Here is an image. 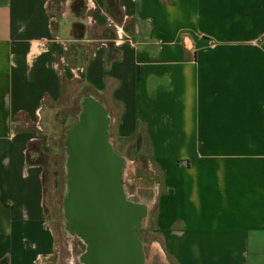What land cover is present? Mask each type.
<instances>
[{
	"label": "crops",
	"instance_id": "1",
	"mask_svg": "<svg viewBox=\"0 0 264 264\" xmlns=\"http://www.w3.org/2000/svg\"><path fill=\"white\" fill-rule=\"evenodd\" d=\"M52 1L0 0V264L53 255L27 149L70 86L102 105L114 151L145 145L174 264H264V0H119L112 40L97 37L112 26L103 0H83L79 20L65 0L55 30Z\"/></svg>",
	"mask_w": 264,
	"mask_h": 264
},
{
	"label": "water",
	"instance_id": "2",
	"mask_svg": "<svg viewBox=\"0 0 264 264\" xmlns=\"http://www.w3.org/2000/svg\"><path fill=\"white\" fill-rule=\"evenodd\" d=\"M80 106L64 141L66 226L86 244L84 264H146L136 231L147 211L121 184L126 161L111 146L105 110L93 99Z\"/></svg>",
	"mask_w": 264,
	"mask_h": 264
},
{
	"label": "rangeland",
	"instance_id": "3",
	"mask_svg": "<svg viewBox=\"0 0 264 264\" xmlns=\"http://www.w3.org/2000/svg\"><path fill=\"white\" fill-rule=\"evenodd\" d=\"M64 1L53 0L49 5L50 13L55 19L52 23L54 30L57 26L56 20L61 16ZM75 2H80L81 6L84 1H70L71 17L78 20L83 19L84 13L81 8L79 16L72 11V5ZM107 14L112 20V26L102 27L97 36L99 39L105 38L104 30L109 29L110 33L113 31L114 34L116 28L118 27L117 30H119L122 24V21L111 17L110 13ZM81 30L83 26L73 24L72 36L76 39L80 38ZM76 91L75 86L66 87L58 103L47 105L41 118L33 126V130L38 135L37 140L31 142L27 149L28 162L40 165L43 172L44 208L54 238V250L49 264H84L81 259L86 251V244L67 228L64 205L68 187V152L64 141L67 130L77 122L81 113L80 102L82 100L78 98ZM122 148L123 152L121 149H115V152L117 154L122 152L125 156L126 166L121 184L126 190L128 200L148 207L141 226L136 231L143 245L145 263L174 264L164 254L160 240L155 234L153 182L156 174H154L152 165L149 164L145 145H141L137 140H130L125 141Z\"/></svg>",
	"mask_w": 264,
	"mask_h": 264
},
{
	"label": "trees",
	"instance_id": "4",
	"mask_svg": "<svg viewBox=\"0 0 264 264\" xmlns=\"http://www.w3.org/2000/svg\"><path fill=\"white\" fill-rule=\"evenodd\" d=\"M103 1H104V10L106 11V14L110 13L112 15L111 17L122 21L123 18H122V14L120 11L119 0H103ZM79 4L80 2L79 3L75 2V4L72 5V11L76 16L81 15L80 8L81 10H83V3H81V6ZM104 34H105L104 35L105 39L112 40L114 38L113 31H111L110 33L109 29L104 30ZM115 58H116V52L113 48V44L109 41L107 44L106 59L108 62H110L111 60H114ZM27 162H28V156H27ZM28 164H31V163L28 162Z\"/></svg>",
	"mask_w": 264,
	"mask_h": 264
},
{
	"label": "built area",
	"instance_id": "5",
	"mask_svg": "<svg viewBox=\"0 0 264 264\" xmlns=\"http://www.w3.org/2000/svg\"><path fill=\"white\" fill-rule=\"evenodd\" d=\"M118 31V30H117ZM119 34V33H118ZM123 39V36H121V34L118 35V37L116 38V43L119 41H121Z\"/></svg>",
	"mask_w": 264,
	"mask_h": 264
},
{
	"label": "bare ground",
	"instance_id": "6",
	"mask_svg": "<svg viewBox=\"0 0 264 264\" xmlns=\"http://www.w3.org/2000/svg\"><path fill=\"white\" fill-rule=\"evenodd\" d=\"M144 207H145V206H144ZM145 209H146V211H147L148 207H147V208L145 207ZM65 213H66V212H65ZM74 237H75V236H74Z\"/></svg>",
	"mask_w": 264,
	"mask_h": 264
}]
</instances>
